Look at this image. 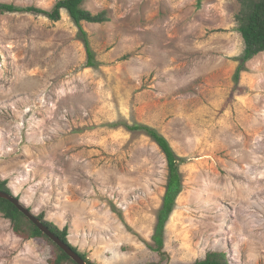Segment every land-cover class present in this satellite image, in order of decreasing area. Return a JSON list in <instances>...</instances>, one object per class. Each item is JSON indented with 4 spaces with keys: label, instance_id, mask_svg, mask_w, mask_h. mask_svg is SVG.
<instances>
[{
    "label": "rangeland",
    "instance_id": "rangeland-1",
    "mask_svg": "<svg viewBox=\"0 0 264 264\" xmlns=\"http://www.w3.org/2000/svg\"><path fill=\"white\" fill-rule=\"evenodd\" d=\"M59 0H0L51 10ZM107 22L0 14V177L96 264H264V52L242 64L236 0H85ZM241 66L239 76L236 73ZM183 189L155 252L168 181ZM0 212V264H49Z\"/></svg>",
    "mask_w": 264,
    "mask_h": 264
},
{
    "label": "trees",
    "instance_id": "trees-1",
    "mask_svg": "<svg viewBox=\"0 0 264 264\" xmlns=\"http://www.w3.org/2000/svg\"><path fill=\"white\" fill-rule=\"evenodd\" d=\"M85 0H59L51 10H44L34 6H16L14 4L0 3V14L9 13H29L34 15H44L53 21L61 19L62 10H66L74 23L79 29V35L82 37L86 53L88 56V67H97L98 62L95 60V53L92 50L86 32L82 27V22L88 23H104L108 21L106 12L92 13L82 7ZM239 4V10L235 15L237 23V31L240 33L244 42V52L242 55V65L252 60L257 55L264 52V0H236ZM241 66L236 73L239 76ZM133 130L144 129L152 139L161 148L165 155L168 166V181L166 192L163 198V204L158 213V222L156 223V231L154 240L157 246L152 248L164 259V235L166 223L176 206V199L182 192L183 183L179 167L180 158L176 155L173 147L168 139L160 134L157 130L148 126H131ZM0 191L12 194V190L8 185L7 179L0 177ZM17 198H20L17 196ZM30 209V208H29ZM0 212L3 216L11 221L12 229L16 236L23 239H44L50 243L55 249L53 255L48 258L49 264H77L70 258L56 243H54L46 234H44L35 224L29 220L12 202L7 199L0 198ZM43 224L48 227L55 235L60 237L68 244L77 254H79L88 264H96L88 257L85 251L72 245L69 241V227L59 228L53 222L45 219V214L38 215ZM147 264H164L161 260H152ZM194 264H230L227 261L225 253L209 252L205 258L197 260Z\"/></svg>",
    "mask_w": 264,
    "mask_h": 264
},
{
    "label": "water",
    "instance_id": "water-1",
    "mask_svg": "<svg viewBox=\"0 0 264 264\" xmlns=\"http://www.w3.org/2000/svg\"><path fill=\"white\" fill-rule=\"evenodd\" d=\"M0 198L7 199L12 202L29 220H31L36 227H38L44 234H46L54 243H56L70 258L77 264H88L79 254H77L68 244H66L60 237L55 235L43 222L30 210L15 194H9L0 191Z\"/></svg>",
    "mask_w": 264,
    "mask_h": 264
}]
</instances>
